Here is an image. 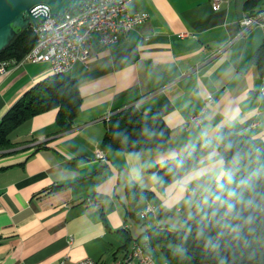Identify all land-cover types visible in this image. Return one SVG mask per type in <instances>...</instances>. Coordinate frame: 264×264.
Returning <instances> with one entry per match:
<instances>
[{
	"label": "crops",
	"instance_id": "1",
	"mask_svg": "<svg viewBox=\"0 0 264 264\" xmlns=\"http://www.w3.org/2000/svg\"><path fill=\"white\" fill-rule=\"evenodd\" d=\"M244 3L229 0L213 9L210 0H133L131 11L149 14L143 23L108 45L92 34L87 59L65 72L81 99L71 127L57 131L52 108L19 125L15 144L0 150V264H58L61 258L71 264L83 257L118 264L133 239L143 240L155 226L177 227L207 185L224 174L214 139L219 127L264 139V75L252 62L264 27L240 33L238 20L250 13ZM51 74L48 62L26 61L0 76V119ZM128 106L157 110L170 129L169 143L105 150L104 163L95 156L104 117ZM203 108L201 123L185 127ZM202 142L195 163L156 185L161 162ZM130 182L151 196L131 201ZM146 203L156 215L140 219Z\"/></svg>",
	"mask_w": 264,
	"mask_h": 264
},
{
	"label": "trees",
	"instance_id": "2",
	"mask_svg": "<svg viewBox=\"0 0 264 264\" xmlns=\"http://www.w3.org/2000/svg\"><path fill=\"white\" fill-rule=\"evenodd\" d=\"M259 2L245 0L244 8L252 13L260 9H256ZM34 42L31 26L26 25L0 51V59H20ZM252 62L264 75V41ZM80 102L76 80L65 73H52L36 82L1 117L0 150L15 144L12 139L19 125L52 108L57 109V131L69 129ZM106 122L100 141L104 150L136 151L169 143L170 129L155 109L140 111L128 106ZM214 139L225 163L224 174L207 185L177 227L151 229L149 244H160L164 258L172 264H264V139L255 141L228 125L219 127ZM204 148V142L197 143L161 162L156 185L160 187L186 164L195 163ZM151 192L135 182L126 186V194L134 202L146 200Z\"/></svg>",
	"mask_w": 264,
	"mask_h": 264
},
{
	"label": "built area",
	"instance_id": "3",
	"mask_svg": "<svg viewBox=\"0 0 264 264\" xmlns=\"http://www.w3.org/2000/svg\"><path fill=\"white\" fill-rule=\"evenodd\" d=\"M133 0H86L79 7L65 9L61 15L47 16L37 24H30L35 35L33 46L20 58L0 59V76L17 68L26 61H46L52 73H65L75 62L85 61L89 56L88 43L93 33H97L98 41L103 45L116 42L120 36L143 23L149 16L145 10L131 11L129 4ZM229 0H210L213 9H218ZM244 33L255 26L264 27V8L252 13L243 14L238 20ZM211 99L207 97V101ZM201 112L192 115L185 127L199 125ZM109 115L104 117L108 121ZM95 156L107 162L105 150L100 146L95 149ZM157 208L150 203L138 212L137 217L144 219L148 214L156 215ZM126 226V225H125ZM127 227V226H126ZM145 236L140 242L134 241L133 250H128L118 264H157L150 250L143 248L148 242ZM58 264H68L61 258ZM71 264H97L91 257H83Z\"/></svg>",
	"mask_w": 264,
	"mask_h": 264
},
{
	"label": "water",
	"instance_id": "4",
	"mask_svg": "<svg viewBox=\"0 0 264 264\" xmlns=\"http://www.w3.org/2000/svg\"><path fill=\"white\" fill-rule=\"evenodd\" d=\"M86 0H0V51L19 29L37 24L47 16L61 15L65 9Z\"/></svg>",
	"mask_w": 264,
	"mask_h": 264
},
{
	"label": "rangeland",
	"instance_id": "5",
	"mask_svg": "<svg viewBox=\"0 0 264 264\" xmlns=\"http://www.w3.org/2000/svg\"><path fill=\"white\" fill-rule=\"evenodd\" d=\"M159 167H157L156 169V174H157V171H158ZM147 236V235H146ZM145 237V236H144ZM134 241H138L136 239H133L131 242H134ZM142 241V240H141ZM140 241V242H141ZM139 242V241H138ZM148 242H150L149 238H148ZM151 254L153 255L154 257V260L157 264H172L168 261H165L166 259L164 258L162 252L160 249L158 248H154L152 251H151Z\"/></svg>",
	"mask_w": 264,
	"mask_h": 264
},
{
	"label": "bare ground",
	"instance_id": "6",
	"mask_svg": "<svg viewBox=\"0 0 264 264\" xmlns=\"http://www.w3.org/2000/svg\"><path fill=\"white\" fill-rule=\"evenodd\" d=\"M149 242H143V248H145L146 250H150V246H149ZM133 246H134V242H131V245L129 247V250H133Z\"/></svg>",
	"mask_w": 264,
	"mask_h": 264
}]
</instances>
